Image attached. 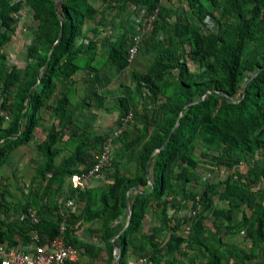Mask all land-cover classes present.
<instances>
[{
	"label": "rangeland",
	"instance_id": "obj_1",
	"mask_svg": "<svg viewBox=\"0 0 264 264\" xmlns=\"http://www.w3.org/2000/svg\"><path fill=\"white\" fill-rule=\"evenodd\" d=\"M14 1H19L20 8L11 14L14 22L5 27L7 34L1 42L0 53L5 58L7 70L16 68L24 75L29 64L28 49L38 34L39 21L35 19L30 0ZM224 1H159L161 13L155 29L141 43L134 60L121 71L108 64L97 77L83 63L93 56V52L107 57L111 43L118 38L124 36L127 45L129 41L131 43L133 32L139 25V9L143 8L127 0H89L92 12L85 14L71 10L76 28L74 44L82 51L78 56L84 61L70 78L56 79L55 89L38 110L32 139L12 148L0 167V218L10 220L33 209L40 218H49L50 215L51 219L57 220L55 208L67 200L73 189L69 177L57 174L62 161L71 154L74 145L72 133L83 134L89 139L100 136L106 141L111 140V162L102 177L92 182L93 201L90 208L85 210L86 197L77 193L71 213L74 238L78 243L92 246L90 255L85 254L81 264H116L124 235L130 240L125 264H207L210 261L207 247L218 249L220 264H232L236 258L230 256V252L234 248L249 252L252 242L245 230L255 207L237 201L235 195L248 188L256 203H264V181L257 179L253 173L254 159L260 156V149L222 155L221 151L211 146L209 139L198 136L172 159L168 186L163 195L146 199L139 216V227L134 233L125 234L131 218L128 207L126 211L117 206L105 210L100 201V194L108 195L116 176L134 180L146 177L147 166L158 152L149 146L148 139L161 123V105L165 102L161 94L152 95L147 85L160 88L177 80L180 73L174 65L176 58L186 64L190 73L199 74L202 71L187 56L189 47L181 44L177 31L185 39L191 36L205 38L210 33H216L227 18L221 8L213 6L219 3L221 7ZM260 12L264 16V9ZM259 40L256 37L251 46L254 47ZM16 89L13 86L5 92L0 82L1 128H7L15 114ZM65 93L71 97L68 114L72 121L64 128L55 118L54 109ZM120 98H125L132 109V119L125 127L128 133L121 138L119 129L123 111ZM144 115L147 116L146 132ZM53 127L62 133L53 146L57 154L55 169L41 175L38 169L44 163V155L39 145ZM133 140L136 143L128 147ZM100 151H95L94 161ZM180 155L192 159L194 165L182 161ZM79 168L83 171L86 166L79 165ZM227 181L236 184L239 189L233 191L235 195L231 192L225 198L222 193ZM32 193L36 200L25 207L32 199ZM50 208L54 210L49 214L46 210ZM119 211V219L110 221L111 216ZM95 213L99 216L92 218ZM198 218L202 219L205 245L190 241L193 224ZM106 226L114 227L111 237L106 236ZM171 236L180 237L182 241L169 251L167 243ZM155 255L159 262L152 261Z\"/></svg>",
	"mask_w": 264,
	"mask_h": 264
},
{
	"label": "trees",
	"instance_id": "obj_2",
	"mask_svg": "<svg viewBox=\"0 0 264 264\" xmlns=\"http://www.w3.org/2000/svg\"><path fill=\"white\" fill-rule=\"evenodd\" d=\"M13 1L0 0L2 22L0 45L7 34L5 27H10L14 22L11 14L16 13L20 8L19 1ZM127 1L134 2L149 11L159 7V14L161 13L159 0ZM30 3L39 26L38 34L28 49L29 64L24 75L16 68L7 70L4 65L5 58L0 53L2 87L5 92H9L13 86L17 87L14 97L15 114L7 128L0 127V167L12 148L32 139L38 110L55 89L56 79L70 78L81 68L84 61V58L78 56L82 51L74 44L76 28L70 11L77 10L85 14L92 12L89 0H30ZM193 7L196 10L195 6ZM213 7L221 8L227 18L216 33H210L205 38L191 36L185 39L177 31V36L182 39L181 44L189 47L187 56L202 71L199 74L190 73L186 64L176 58L174 65L178 67L180 73L177 80L160 88L147 85L152 95L161 94L165 102L161 105V123L148 139L149 146L158 152L147 166L146 177L134 180L126 176H116L108 195L100 194V201L105 210L116 206L121 211L122 209L126 211L127 207L131 210L130 224L125 234L137 231L139 216L146 199L163 195L169 183L172 159L200 135L209 139L211 146L221 151L222 155H231L238 151L255 152L260 149V156L254 159L253 173L257 179L264 181V138H262L264 134V16L260 12L264 9V0H225L221 7L219 3L214 4ZM256 37L260 40L252 47L251 43ZM110 46L107 57L93 52L91 54L93 56L83 63L94 72L96 77L108 64L113 65L118 71L124 70L130 64L127 59L130 41L127 45L123 36L113 41ZM98 99L102 101V98ZM119 102L124 119L132 113V109L127 105L125 98H120ZM71 103L70 95L65 93L54 109L55 118L59 119L64 128L72 121L68 114ZM146 121L147 116L144 115L145 132ZM127 131L125 128L119 137L127 135ZM61 137L62 133L53 127L39 145L44 155V163L38 169L41 175L54 171L57 154L53 146ZM71 139L74 140L71 154L62 161L57 170V174L67 176L69 179L73 175L89 170L95 162V151L102 149L106 142V139L100 136L89 139L83 134L76 133H72ZM135 143L136 140L129 142L128 147ZM180 159L188 162L189 165H194L192 159L188 157L180 155ZM79 165H84L86 168L82 171ZM90 189L91 187L84 191L72 189L67 199L75 198L77 193L84 194L87 211L93 201V193ZM237 189L239 188L236 184L227 181L222 196L227 198ZM128 191L129 197H127ZM204 196L207 197V194L205 193ZM235 196L237 201L255 207V213L245 230L247 238L252 242L251 249L246 252L234 248L230 252V256L236 258L232 264H264L260 259V255L264 254V244H262L264 243V203H256L248 188L236 192ZM35 200L32 193V199L27 201L25 207ZM59 207L60 205L55 208L57 212ZM53 210L54 208H50L46 211L50 214ZM120 213L119 211L112 215L110 221L119 219ZM98 216L99 214L95 213L92 218ZM57 217V220L39 217L37 223H33L29 218L13 223L0 220V244L8 243L14 246L9 239V231L14 223H19L20 227L25 226L27 230L36 231L41 238L46 236L53 239L59 233L58 213ZM71 218L72 214L66 229V242L77 247L81 254L90 255L92 246L78 243L74 238ZM226 218L229 219V216L226 215ZM113 228L106 226L107 237L112 236ZM181 241L182 238L171 236L167 243L168 250L175 249ZM190 241L192 244L205 245L202 238L201 218L193 224ZM129 243L130 240L124 235L120 241V264H125ZM207 251L210 255L207 264H220L218 249L207 247ZM151 259L159 262L156 255Z\"/></svg>",
	"mask_w": 264,
	"mask_h": 264
},
{
	"label": "built area",
	"instance_id": "obj_3",
	"mask_svg": "<svg viewBox=\"0 0 264 264\" xmlns=\"http://www.w3.org/2000/svg\"><path fill=\"white\" fill-rule=\"evenodd\" d=\"M159 1L162 2L163 0ZM139 11V25L131 37V43L127 51V59L130 63L134 60L141 43L153 32L159 14V7L153 11L145 8L139 9ZM131 119L132 113H129L123 119L119 133L125 129ZM111 147V140L106 141L92 167L86 172L73 175L69 179L73 189L84 191L91 187L93 181L102 177L111 162ZM74 206V198H68L60 204L57 212L60 217L59 233L53 239H49L46 236L41 238L35 232L31 237L27 250L10 246L8 243H1L0 264H77L81 252L77 247L69 245L65 239L68 220L74 210ZM26 216L33 223L39 221V216L33 209L28 210Z\"/></svg>",
	"mask_w": 264,
	"mask_h": 264
},
{
	"label": "crops",
	"instance_id": "obj_4",
	"mask_svg": "<svg viewBox=\"0 0 264 264\" xmlns=\"http://www.w3.org/2000/svg\"><path fill=\"white\" fill-rule=\"evenodd\" d=\"M56 214H57V212H56ZM25 218H28L26 216V213L13 216L10 218V220H6L5 217H1L0 220H5L8 223L9 222L13 223L15 221H17V222L22 221ZM49 218H51L50 215H49ZM20 226L21 225L19 223H14L11 226V229L9 231V239L11 240V242H13L14 247H17V248L22 249V250H27L29 247V242L31 240V237L36 231L27 230V228L25 226H23V227H20ZM84 255L85 254H81L79 262L77 264H81V260H82V257ZM260 259L264 262V254L260 255Z\"/></svg>",
	"mask_w": 264,
	"mask_h": 264
},
{
	"label": "water",
	"instance_id": "obj_5",
	"mask_svg": "<svg viewBox=\"0 0 264 264\" xmlns=\"http://www.w3.org/2000/svg\"><path fill=\"white\" fill-rule=\"evenodd\" d=\"M129 213H130V209H129ZM118 248H120V247H118ZM120 261H121V253L118 255L116 264H120Z\"/></svg>",
	"mask_w": 264,
	"mask_h": 264
}]
</instances>
